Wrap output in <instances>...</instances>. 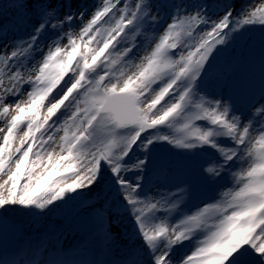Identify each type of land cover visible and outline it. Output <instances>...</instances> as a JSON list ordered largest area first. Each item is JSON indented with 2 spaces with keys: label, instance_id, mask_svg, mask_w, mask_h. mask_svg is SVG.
<instances>
[{
  "label": "snow or ice",
  "instance_id": "snow-or-ice-1",
  "mask_svg": "<svg viewBox=\"0 0 264 264\" xmlns=\"http://www.w3.org/2000/svg\"><path fill=\"white\" fill-rule=\"evenodd\" d=\"M0 264H264V0H0Z\"/></svg>",
  "mask_w": 264,
  "mask_h": 264
},
{
  "label": "rangeland",
  "instance_id": "rangeland-1",
  "mask_svg": "<svg viewBox=\"0 0 264 264\" xmlns=\"http://www.w3.org/2000/svg\"><path fill=\"white\" fill-rule=\"evenodd\" d=\"M90 2V0H89ZM246 33H248L245 37H259V35L261 34V31L256 32V30H250L247 31ZM223 55H221L220 57H218V61L219 63H223L224 60H222ZM253 59V57L251 58ZM244 61L239 63L238 65H236L232 72L231 75L229 77L228 80V89L227 91L232 92V93H236V94H241L240 93V89L238 88V83L243 81V77L245 76V74H247L246 69H244ZM251 66V65H250ZM256 68H254V70H252V74H254L256 72L255 70ZM259 73V72H258ZM260 85V80L257 81V83H252L251 81L249 82V84L247 85V88H243L242 92H249L252 90H258ZM245 87V85H244ZM245 91V92H244ZM176 150H167V149H157V153L160 155H163L173 161L178 162L179 167L176 169V177H175V181L172 182H176L179 180H183V179H188L189 178V173L191 172V170L196 166L197 163V158L196 157H190L187 155H175ZM163 180L157 178L156 176H152L150 177L148 180H146L145 182V187L150 188L153 187L154 185L158 184V183H162ZM216 194L215 192V186L213 185H200L197 187V195L196 197L190 201V204H195V203H199L200 200L202 199H208L211 198L212 196H214ZM76 243L80 244L81 242V237H76ZM70 255H72L70 253ZM83 258V257H81Z\"/></svg>",
  "mask_w": 264,
  "mask_h": 264
},
{
  "label": "trees",
  "instance_id": "trees-1",
  "mask_svg": "<svg viewBox=\"0 0 264 264\" xmlns=\"http://www.w3.org/2000/svg\"><path fill=\"white\" fill-rule=\"evenodd\" d=\"M247 31H252V30H256V32L261 31V29L259 27H252L249 29H246ZM248 33H244V36H246ZM222 60H225V57H222ZM251 65V66H250ZM244 69L248 70L247 74H245V76L243 77V85H245V89L247 88V85L249 84V82L251 81L252 83H257L258 80L261 79V67L259 64V59L258 56H254L253 59H249L244 61ZM254 68H256V72L254 74H252V70H254ZM259 72V73H258ZM83 233L82 232H69L66 234V237L62 239V243H64L66 246L67 245H71L73 248V253L74 250L76 248L77 244L76 243V237H81L82 238ZM71 253V254H73Z\"/></svg>",
  "mask_w": 264,
  "mask_h": 264
}]
</instances>
